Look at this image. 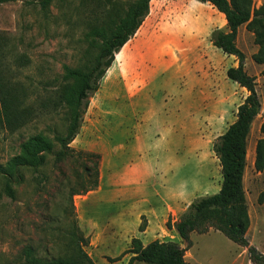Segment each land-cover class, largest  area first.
Returning <instances> with one entry per match:
<instances>
[{
  "label": "rangeland",
  "instance_id": "obj_1",
  "mask_svg": "<svg viewBox=\"0 0 264 264\" xmlns=\"http://www.w3.org/2000/svg\"><path fill=\"white\" fill-rule=\"evenodd\" d=\"M130 1L134 0H115L113 5ZM258 1L264 3V0H257L256 5ZM157 5V2L152 4L153 8ZM102 11L97 3L88 0H19L0 5L1 165L17 156L25 141L39 134L50 138L55 150H59L54 133L65 132L68 117L63 111L66 109L54 108L55 92L65 81L67 68L84 69L92 64L97 49L88 44L86 35L93 20L104 16ZM110 13L117 12L112 10ZM211 21L216 23L215 18ZM205 24L203 18L199 27L203 28ZM211 35L212 32L209 35L202 32L193 41V37L186 34L183 38L187 39L188 47L173 49L169 54L163 48V42L148 45L145 42L147 36L140 28L116 55L123 65L119 68L123 76L127 73L124 62L133 60L132 77L126 82L109 85L110 79L116 75L112 65L100 85L102 90L103 85H109L100 93L103 102L97 93L90 99L81 131L71 147L78 152L98 154L101 144H105L114 153L115 166L121 169L127 160H134L129 146L131 135L126 136L125 130L142 125L149 165L156 167L158 160L163 166L162 189L155 188L156 192L159 190L165 196L166 191V198L181 193L179 203L182 208L190 199L193 202L199 197L218 193L222 176L219 161L212 151V142L218 131H209L202 125L203 115L200 110H195L196 105L200 108V94L197 92L206 73L207 82H213L215 94L218 90L232 94L236 84L227 79V70L234 67V58L216 49ZM248 42L254 45V41L241 40L242 45ZM171 56L179 59V65L172 66L168 62ZM7 93L19 111L13 120L5 117L2 107L3 94ZM239 98L243 100L244 96L240 94ZM221 105L216 99L215 110ZM194 114L195 120L198 117L197 124L191 121ZM263 115L260 121L264 120ZM101 122L107 125L102 138L99 132L98 136L94 135L96 125ZM109 128L116 130L111 140ZM83 161L75 157L56 165L54 157L49 156L40 173L27 172L21 184L12 186L14 199L7 195L6 182L0 177V264H24L21 251L28 245L36 248L40 257L71 255L76 248L70 244L67 232L74 219L89 241L85 250L96 264H126L129 261L131 254L123 252L131 246L129 238L122 236L118 249L110 252L101 249L92 236L93 229L100 234L97 226L109 223L108 219L117 217L124 210L119 202L114 206L102 205L103 200L109 202L114 197L110 194L114 184L111 179L115 177L111 169L113 163L110 160L100 162L99 186L95 191L71 198L74 192H82L87 185L79 177ZM88 165L93 166V162ZM245 187L250 199L259 203L264 192L255 190L250 182H246ZM187 194L188 198L184 197ZM177 218L170 219L173 222ZM141 219V227L145 230L147 220L145 217ZM164 230L147 240L144 238L145 244L157 239L185 247L176 233L167 228ZM191 239L193 246L186 252L188 264H252L245 249L219 232L194 233Z\"/></svg>",
  "mask_w": 264,
  "mask_h": 264
},
{
  "label": "trees",
  "instance_id": "obj_2",
  "mask_svg": "<svg viewBox=\"0 0 264 264\" xmlns=\"http://www.w3.org/2000/svg\"><path fill=\"white\" fill-rule=\"evenodd\" d=\"M17 1L19 0H0V5ZM114 1L88 0L90 3H97L104 14L93 20L86 35V41L97 49V53L90 66L84 69L67 68L65 81L55 92L54 108L66 109L63 111L68 117V127L65 132L54 133V140L59 145V150H55L50 138L39 134L25 141L20 153L6 165L0 164V177L6 182V193L10 198H15L12 186L21 184L27 172L40 173L47 164L49 156L54 157L56 165L75 157L84 160L79 177L84 179L87 185L82 192H74L71 198L98 188L101 156L86 151H75L71 145L81 131L90 99L99 91L102 80L115 62L116 55L141 28L149 14L152 0H134L128 4L117 3L115 6ZM197 1L212 6L225 17L229 31L214 30L211 42L225 55L236 58L238 66L227 70V78L245 89L248 96L238 108L236 122L216 138L212 146L221 169L222 184L219 192L195 199L175 222L169 219L166 223V228L174 229L185 247L173 241L159 240L145 246L140 239L134 238L130 250L127 251V254L132 255L127 264H188L186 252L193 246L192 234L205 235L211 230L221 233L245 249L252 264H264V254L247 238L251 220L244 186L247 139L255 119L262 115V106L256 90V78L247 72L246 55L237 45L238 29L245 25L247 31L254 35L255 45L259 47L258 52L253 56V61L264 65V3L256 8L254 0ZM112 10L117 13H110ZM8 95V93L3 94L2 107L5 117L13 120L19 115V111L13 105V98ZM262 117L264 118V115ZM261 132L264 135V122L261 125ZM90 161L93 162L91 167L88 165ZM255 169L258 173L264 171V138L257 142ZM263 199L264 196L261 195L258 202L262 204ZM70 205L73 211L72 200ZM140 231L143 232L144 228L141 227ZM67 238L76 248L71 255L40 257L36 248L28 245L21 251L24 264H96L85 250L89 241L79 230L75 219L67 232Z\"/></svg>",
  "mask_w": 264,
  "mask_h": 264
},
{
  "label": "crops",
  "instance_id": "obj_3",
  "mask_svg": "<svg viewBox=\"0 0 264 264\" xmlns=\"http://www.w3.org/2000/svg\"><path fill=\"white\" fill-rule=\"evenodd\" d=\"M256 1L257 0H254V5H256ZM154 2H157V8H153L152 4ZM260 4L262 5V3L258 1L256 6L259 7ZM215 11L216 10L213 9L212 6L201 4L197 0H152L150 3L149 15L141 26L144 34L147 36V41L145 42H147L148 45H154L155 42L157 44L163 42V48L167 50L169 54H172L173 49L184 50L186 48L187 39L183 38L186 34L192 36L193 41H195V38L197 39L196 36L202 34V32H207V35L216 29L228 32L229 29L225 17L221 13L218 12V14ZM203 18H205L206 24L201 28L199 26ZM211 18H215L216 23H213ZM244 38L254 41V35L247 31L245 25L238 29L237 45L246 55L245 67L247 72L256 78V90L260 98L262 113H264V65L256 64L253 61V56L258 52L259 47L255 45V43L252 46L249 45L250 42L246 45H242L241 40H244ZM233 58L234 67H237L238 62L235 57ZM168 62L172 66L179 65V59H175V56H171ZM132 63L133 60L130 61L129 59L126 60V63L124 62V68L127 73L123 76V74H121L122 71L120 70L119 72V68L121 69L123 65H121L120 60L116 57L115 63L113 64L116 75L110 79L108 84L117 85L118 82L130 80L132 77V71H130ZM207 77L208 73L202 78V82H199L202 86L200 91L197 92L200 94V108L196 105L195 110H200V114L203 115L201 118L202 125H205L207 130L218 131L213 140L215 141L216 138L226 132L230 125L236 122L238 108L244 103V100L248 96V92L236 84V86L232 88L234 90L232 94L224 93L222 90H218L215 94L213 82H207ZM107 86L103 85V90L104 87L106 88ZM235 89H237V92H235ZM103 90L99 89L97 95H100ZM238 93L244 96L243 100H240L239 95L237 96ZM100 97L103 102V94H101ZM216 99L222 104L217 108L218 110H215ZM223 103H225L224 106ZM109 115L111 116L112 112H110ZM194 116H196V114L193 116L191 115L193 118L191 121L194 123L196 121L197 124L198 117L195 120ZM260 117L261 115H259L252 124L247 139V165L244 175V186L246 182H250L255 190L259 189L264 192V171L258 173L255 169L257 142L264 138L261 132V125L264 120L260 121ZM141 127L142 125L137 126V129H131L130 131L125 130L126 136L131 135L132 141L129 143V146L133 151L134 160H127L126 164L123 165L121 169H117L115 166L116 158L109 146L106 147L105 144H101V150L98 152L101 156V164L108 160L113 163L111 169L115 176L111 179V182L113 180L114 184L111 186L110 191V194L114 197H112L109 202L103 200L104 204L102 205L114 206L119 202L124 206V210L118 214L117 217L108 219L110 220L109 223L106 222L102 223V226H97V232L100 234L95 233L94 229L92 230L94 232L92 235L94 242L100 244L101 249L105 251H116L120 245L119 242L122 236L124 238H129L130 243L134 238L140 239L145 246L156 241L157 239L149 240L145 244L144 238L147 240V238L154 237L159 231H165L164 229L166 228L168 220L175 216L179 218L192 203L190 199L187 206L182 208V204L179 203L181 201V193H173L172 196H167V198L166 191L165 196L160 194L161 191L159 190L162 189V179L164 178V174L161 172L163 166L159 165L158 160L156 167L149 165L150 157L144 148L145 136ZM103 131H107V125L102 122L98 123L95 127L94 135L98 136L97 132H99V137L102 138L104 136L102 133ZM115 131L114 128H109L110 134L108 135L110 140L114 137ZM105 137L107 136L105 135ZM213 143L214 142H212V146ZM155 188H159V190L156 192ZM245 190L251 220L247 238L253 246L264 254V202L262 204L257 202L254 203V201L250 199L246 187ZM129 194H131V196H129ZM184 197L188 198V194ZM166 199L168 200V204L166 203ZM142 217L146 218L147 226L143 232H140ZM172 231L176 233L174 229L171 230V232ZM96 237L98 239H96ZM130 247H127L123 252L125 253L130 250ZM130 258H128V260H130Z\"/></svg>",
  "mask_w": 264,
  "mask_h": 264
}]
</instances>
